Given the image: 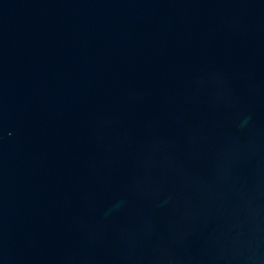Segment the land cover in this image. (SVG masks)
Instances as JSON below:
<instances>
[{"label":"water","instance_id":"1","mask_svg":"<svg viewBox=\"0 0 264 264\" xmlns=\"http://www.w3.org/2000/svg\"><path fill=\"white\" fill-rule=\"evenodd\" d=\"M0 264H264V0H0Z\"/></svg>","mask_w":264,"mask_h":264}]
</instances>
